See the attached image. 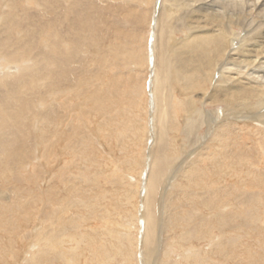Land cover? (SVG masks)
<instances>
[{
	"label": "bare ground",
	"instance_id": "bare-ground-1",
	"mask_svg": "<svg viewBox=\"0 0 264 264\" xmlns=\"http://www.w3.org/2000/svg\"><path fill=\"white\" fill-rule=\"evenodd\" d=\"M0 264H264V0H0Z\"/></svg>",
	"mask_w": 264,
	"mask_h": 264
},
{
	"label": "rangeland",
	"instance_id": "rangeland-1",
	"mask_svg": "<svg viewBox=\"0 0 264 264\" xmlns=\"http://www.w3.org/2000/svg\"><path fill=\"white\" fill-rule=\"evenodd\" d=\"M157 3H159V1H157ZM155 16H156V15H155ZM91 50L93 51V53L95 52L94 54H96V51H97V54H96L97 56H96V57H98L99 49H98V48H92ZM91 59H92V58H91ZM93 66H94V65H93ZM132 67H133V66H132ZM132 67H127V69H126V67L122 66L121 69H122V68H123V69L125 68L123 71L130 72V68L132 69ZM150 67L152 68L151 64H150ZM151 68H150V70H149V71H150V72H149V76L151 75V71H152ZM149 79H150V78H149ZM149 81H150V80H149ZM122 85H124V83H123ZM148 88H149V85H148ZM149 98H150V97H149ZM150 100H151V99H149L148 102H150ZM122 101H126V100H122ZM150 104H151V102L148 103V108H149V109H148V110H149V111H148V112H149V113H148V117H149L148 120L150 119V113H151V105H150ZM97 112L99 113V116L102 115V113H101L100 111H97ZM99 116H98V117H99ZM150 121H151V120H149V123H150ZM212 133H213V132H212ZM212 133H211V134H212ZM211 136H212V135H210V138H212ZM208 138H209V137H208ZM202 148H204V147L202 146ZM120 150H121V148L119 149V151H120ZM110 151L113 152V150H110ZM121 151H122V150H121ZM108 153H110V152H108ZM121 154H122V156H121ZM118 155L121 156V157L123 158V155H124V154H123V151H122V153L120 152V154H118ZM194 156H195L194 154H191V155H190L191 158L194 157ZM190 157H189V159H190ZM189 159L187 158V161H188ZM108 167H109V166H106V168H108ZM111 168H112V166H111ZM111 168L108 169V172H110V169H111ZM170 168L173 169V168H174V165H172ZM145 171H146V170H145ZM179 171H180V170H179ZM83 183H84V182H83ZM170 183H173V181L171 180ZM37 223H38V222H37ZM37 223H36V224H37ZM27 224H28V223H27ZM36 224H34V223H33L32 225L30 224V229L33 228V227H34V229H36L37 227H39V225H36ZM28 225H29V224H28ZM30 239H31V238H30Z\"/></svg>",
	"mask_w": 264,
	"mask_h": 264
}]
</instances>
